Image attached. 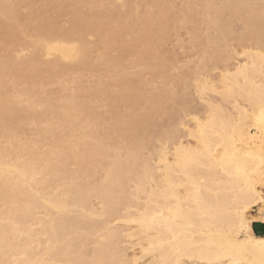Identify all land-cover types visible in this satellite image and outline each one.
<instances>
[{
	"label": "snow or ice",
	"instance_id": "1",
	"mask_svg": "<svg viewBox=\"0 0 264 264\" xmlns=\"http://www.w3.org/2000/svg\"><path fill=\"white\" fill-rule=\"evenodd\" d=\"M41 6L22 3L20 0H0V73H2L3 105L0 109V119L3 121L4 143L2 156L6 163H9V171H19V166L12 168L10 162L13 160L23 161L26 168L31 169L33 185V199L23 204L17 201L16 191L10 189L5 183L3 197L5 206L8 201L13 200L15 216L0 223V264H149L142 259V256L152 257L151 264H199L207 260V264H213L209 258L210 253L202 245L196 244L192 234L186 231H177L169 227L164 232L163 226L170 224L173 220H191L193 208L191 202L180 201L178 197L175 207L168 209V217L160 212V228H156V219L153 218L149 225L153 231L160 232L155 239L145 240V236H151V232L128 233L130 239H121L117 234L116 257L113 259L99 258L86 260L83 258L64 259H33L26 239L30 238L27 221L32 217L39 219L41 228L51 225L53 233L58 232V227L66 231L77 230L88 222V218L95 212L102 217L103 221L109 222L108 232L115 233L117 230L111 225V220H116L119 225L121 210L125 207L122 200L118 201L112 194L111 183L117 178L113 175L112 169H108L102 183H98L92 176L87 162L73 160L71 155L65 152L60 154L56 161L59 165L57 179L61 183L58 188V196L55 201H49L40 192L41 184L48 177L51 162L45 164L44 154L39 152V142L30 141L27 131L28 122L34 129L39 126L35 116L32 114L35 108L36 90L42 89L45 85L51 84L54 80L64 82L72 78V74L79 71L78 68H69L61 63H53L46 59L44 52L50 49L52 41L62 37L76 41V53L82 65H90L93 72L100 75L101 82H104L105 75L111 77L113 74H120L124 65L120 62V53L117 50L118 40L123 36V27L126 20L127 9H140L139 5H123L125 11H120L121 5L107 3H77L71 5L68 12H53L52 9H64L66 5H47L49 11L41 13L37 8ZM155 8L156 6H151ZM164 9H176L174 13L162 16L160 20L151 21L153 31L159 28L147 58L144 71L149 74V80L141 85V92L147 104L141 103L135 115L120 107L117 99L114 105L112 129L121 137V156L126 151L129 159L140 161L136 169L127 172L119 177V182H136L137 176L141 178L148 173L145 167L143 172L139 171L143 159L148 151L147 138L138 135L129 137L125 131L131 130L140 122H153L157 116H162L166 123L158 125L162 131H158V143L161 147L170 146L176 143L180 137H189L197 142L195 149L188 150L183 156V175L193 189L199 192V186L203 185L200 178L202 167H211L215 164H222L216 159L219 152L213 153L208 146V132L217 127H231L233 132V146L229 151L224 147L225 157L228 164L234 166L237 172H243L249 176L248 169L252 168L257 158L259 167L256 175L246 182L247 192L242 203H238L235 211L234 224L241 232L251 235V230L256 227L255 220L264 221V83L256 90H243L238 92L233 86L229 73L220 70V60L223 52L209 44L194 53L192 58L184 47L185 44L195 46L201 41L204 28L209 33L215 30L218 34L227 30L230 24L225 20L227 14L220 11L229 9L231 5L207 4V5H162ZM251 7V6H248ZM260 24L262 38H264V0L260 4ZM200 9L201 16L195 13L189 16L183 10ZM141 13L137 12V17ZM141 22L137 21V27ZM251 23L245 24L250 27ZM188 33L183 40L184 32ZM176 34L177 45L185 52L183 57L174 54L173 50L167 47L170 37ZM226 42V41H225ZM230 52V50H229ZM264 74V67H262ZM20 85L25 88L31 87L32 92L25 94L19 90ZM119 94L120 89H113ZM47 95V93H45ZM54 106L55 101H51ZM235 103L237 111H240V104L253 108L259 107L261 120L258 124L259 132V156L249 152L242 155L236 149L235 131L239 125L233 126L234 113L225 111L227 105ZM202 108V110H201ZM241 113V123L243 115ZM88 124L95 127L96 121L89 115ZM23 133V134H22ZM153 139H156L155 135ZM255 140L256 137H253ZM241 143L243 137H241ZM35 143L36 147L31 149V155L21 157L17 153L18 145ZM207 147V151L200 150V144ZM217 148L222 145L217 144ZM178 157L181 150L178 149ZM261 185L257 192L255 183ZM137 188L135 191H138ZM165 198H168L165 193ZM47 207H43L41 202ZM95 201V203H93ZM198 209L202 210V201L196 199ZM259 208L255 213L254 209ZM125 223L139 224L141 229L147 224V220H125ZM18 238V239H17ZM264 247V241L260 242ZM73 249L78 245L73 244ZM59 250V249H58ZM130 250H139L138 255L133 256ZM84 255V253H81Z\"/></svg>",
	"mask_w": 264,
	"mask_h": 264
},
{
	"label": "bare ground",
	"instance_id": "2",
	"mask_svg": "<svg viewBox=\"0 0 264 264\" xmlns=\"http://www.w3.org/2000/svg\"><path fill=\"white\" fill-rule=\"evenodd\" d=\"M51 1L53 0H49V2L47 3L50 4ZM56 1H53V4H56L54 3ZM121 1L124 2L125 5L128 4L129 6H133V3H131L130 0H117V2L113 5H118L117 3H121ZM153 1L152 2L155 3L154 5L161 1H165L164 3H166V0ZM20 2L33 4L32 2L34 1L20 0ZM58 2L59 1H57V3ZM103 2H105V0L72 1L73 4ZM108 2H113V0ZM203 2V5L220 4L233 6L226 10H220L222 14L224 12H226L227 14H231V17H227V21L230 24V28L227 30V35H225L224 32L218 34L215 30H213L209 33V35L206 34L207 40L205 39V42H207L205 45L207 46L211 44L218 50H222V52H225V48L230 45L228 42H230L232 39H236L241 42V51L235 49L237 51H235L237 54L235 56H240L242 58L239 59L237 57L239 60L234 62L233 65L225 64L221 71L229 73L231 75L233 86L237 89L238 92L245 89H258L260 85L264 83V74H262V67H264V38H262V28L260 24V1L203 0ZM161 3L163 4V2ZM158 6L160 7L161 5ZM129 8L131 9V11L128 10L129 14L127 16L130 17L132 16V8ZM161 9L163 10V8ZM158 10V14H154L153 12L152 14L150 13L151 15L154 14L155 16L153 15L152 17L149 16L148 18H142L141 21H148V23L145 24L141 22V26L138 28V30L135 24V26H133V23H125L122 29L123 35L125 36L126 34V37L127 34L130 35L129 39L132 36V44L133 42L135 44V46L133 44L131 48L129 44L128 47L130 49L127 48L129 49L127 51L133 52V50L137 46L136 44L140 42V40H143L145 43L147 42L146 44L149 43L148 46L151 45L150 43H152L154 38L152 39V34L150 35V31L148 32V34L144 30L146 29V26H148V24H151V21L160 20L161 17L165 15L161 14L162 12L164 13V10L161 11V13H159ZM193 10H190V12H192L191 15L194 14L195 10L197 9H195L194 11ZM120 11H122L121 8ZM246 13H251L249 15L250 17H247L248 14L245 15ZM195 14H197V11ZM228 18H231L232 20H245V24L250 22L251 26L246 27L245 30L247 31H245L244 33L242 32V34H236L232 26V20H229ZM129 19H132V22L134 20V18ZM155 31L159 32V30ZM152 32L154 33V31ZM122 37L121 39H119V41L121 40V43H125V40L122 41ZM127 40L128 39H126V41ZM135 41L138 42L135 43ZM128 42L130 43L129 40ZM139 44H141V42ZM121 45L122 47H124L123 44ZM126 45L127 44L125 43V46ZM136 50L138 49L136 48L135 51ZM123 51L126 52V50ZM230 52L226 51L227 56L223 55V57H225V59L227 60L235 58V56H233L235 52L233 50L231 53ZM231 54L233 55L231 56ZM44 56L46 59L51 60L53 63H61L69 68H78L79 71L72 74L71 78V80L73 78L74 80L77 79V81L75 80L76 83L78 81H82L80 79V75L83 74V69H88V71L89 69H91L90 65H82L79 62L76 53V41L71 39L70 35L68 36V38L62 37L59 40L54 39L52 41L51 48L45 50ZM122 56L124 59V55H121L120 58L122 59ZM137 57L139 58V56ZM140 57L142 58H139V60H142V63L146 64V62L144 61L147 60L143 59V57L145 58V56ZM121 59V64H124V61L122 60V62ZM225 59L223 58L222 60ZM222 60H220V62ZM90 72L93 71L90 70ZM122 76L123 75L120 74L116 76V80L112 79L113 81H116V87L118 86L120 92L119 94H117L116 92L111 93V97L109 96L112 102H110L111 104L108 103V105L110 104V106L107 109V112L110 115L111 120L113 118L114 105L116 104L117 99H119L120 101V107L123 109H127V112L131 113L133 116L136 113L134 111L139 108V106L135 107V105H137L136 103H138V100L141 101V103L143 101L138 98V92L140 91L136 90L138 92H134V89L131 88L132 86L129 85L130 81L126 80L128 77L125 79L124 76ZM125 76H128L127 72ZM2 80L3 76L2 73H0V90H2L3 86ZM71 80L69 79V82H71ZM65 82L66 81H64V83ZM59 83H61V81H59ZM101 84L99 83V86L101 87H97V89L95 90L91 89L92 91L85 90L84 88L74 89L73 87V89L69 88V91L68 89H65V91L63 90V95L65 92V95L63 96L64 101L62 102L63 104L59 101L62 104L61 105L59 103V106L57 105L58 103H56L54 106L52 105V94H50L51 98L49 97L50 95H43V93V96H40L42 92L40 91L39 97L37 98L36 96L37 99L35 101V108L32 114L35 116L39 126L35 128L36 131L34 130V132L37 134H35L37 136L36 138H38V140L35 138L36 140L34 139V141L39 142V152L44 154L45 164L51 162V168L47 174L50 179H46L41 184L39 190L45 197L49 199V201L56 200L58 196L57 189L61 188V183L57 179L59 165L56 164V161L60 158V154L62 152L70 154L71 158L74 161H86L90 166L89 170L91 171L92 176L98 183H102L105 176L108 175V169H112L113 175L117 178L111 183L112 194L116 200H122L125 204V207L122 208L119 217L121 223L117 225L116 220H111V225L114 226L117 231L115 233L108 232L107 229L109 228V222L103 221L102 217L97 216L96 213L93 212L92 216L88 218V222L85 223L82 228H79L77 230L68 229L66 231L63 228L58 227V232L53 233L51 225H48L45 228H41L39 226V219H37L36 217H32L27 221V224L30 225L28 231L31 235L30 238L26 239L25 241V245L28 247L32 258H83L89 261L99 258L113 259L116 257L117 234L121 239L125 240L130 239L128 233L135 234L136 232H151L152 235L145 236V240L155 239V237L160 235V232L153 231V229L150 228L149 225L152 224L153 218H155V227H161L159 213L163 212L165 218L168 217V209L175 207L176 205V200L170 199L174 195L178 197L180 201L191 202L193 208V212L191 213L192 218L190 221L183 219L179 221L173 220V222H171L170 224H165L163 226L164 232H167L169 227H172L177 231L190 232L192 234L194 242L196 244L202 245L206 251H209V258L212 259L213 264H264V247H261L260 245V242L264 241V234H257L254 231L253 227L251 230V235L249 236L246 233H241L234 224L237 204L242 203L244 200V195L247 192L246 182L248 179L256 175L259 167V159L257 158L253 167L248 169L249 176H246L243 172H237L234 166H230L228 164L227 158L225 157L224 147H227L229 151L232 150L233 132L231 130V127H217L215 130L210 129L208 132V146L211 147V151L213 153L219 152V156L216 157V159L221 160L222 164L214 163L211 167L201 168L200 178L203 181V185L199 186V192L191 187V184L187 182V178L183 175V156L187 154L188 150L195 149L197 147V142L195 140H190L189 137L186 140H184V137H180V139L176 143L171 144L170 146L166 145L165 147H161V145L158 143L159 136L156 137L157 142L153 143L152 145L147 140L148 145L150 144L152 148L148 146L150 148V150H148L149 154L147 153L145 158L143 159V164H141L139 171L143 172L144 168L147 167L148 173L142 178L140 176H137L136 182L134 183H125L122 185L119 182V177L121 175H126L127 172L132 169H136L137 165L140 164V161L134 158L129 159L126 151L124 152L123 157L121 156V137L117 135V133L112 129L110 119L108 120L110 125L109 127L107 125L108 129L105 125H103V128L106 127L105 129L108 130V137L112 139L113 143L111 142L110 146H106L107 143L105 142L104 136L101 137L103 135H100L102 127H100V120L98 121V119L101 118L99 115L101 113H96V111L94 112L95 108H93V105L95 106L94 101L97 100L96 102H99L102 99L101 93L104 91L106 93V84ZM115 84L113 86H115ZM23 87L19 88V90L24 92L25 94L33 91L31 87ZM66 87L68 88L70 86L68 85ZM81 87L82 86H79V88ZM105 93H102V95H104ZM142 94L140 93V95ZM142 97L141 99H143ZM2 105L3 96L0 95V109H2ZM39 105H43L44 107H41L44 108V110L42 108H38ZM239 107L240 111H237L235 103L227 105L225 107L226 112H228L229 114H235L233 119V126L239 125V127L236 128L234 134L235 140L237 141L235 147L236 149L240 150L242 155H247L249 152H252L255 153L258 157L260 150L258 124L262 118L261 111L259 107L253 108L251 105L247 106L246 112H244L245 104H240ZM242 112H244L243 123H241ZM89 115H91L96 121L95 127L89 126ZM101 115L103 116L104 113ZM105 115L103 117L107 119ZM28 124H31V121H29ZM147 127H149V122H140L131 130L125 131L124 134L128 135L130 138L137 135L141 138H144L146 137L145 130L148 129ZM160 128L159 130L162 131V127ZM55 130H57L58 133H55ZM52 133L55 134V136L54 134L52 135V137L54 136L53 138L56 137L55 139L51 137L49 138L50 135L48 136V134ZM241 137H243L242 143L240 142ZM253 137H256V139L254 140ZM29 140L32 141L33 139ZM3 143L4 128L3 121L2 119H0V223L8 219L9 216L16 215V211L12 207L13 200H9L8 206H5V200L3 197L5 183L8 184L10 189L16 191L17 201L19 203L23 204L33 199V178L31 169L26 168L21 159L19 161L13 160L10 162L12 168H16L18 165L19 171H9V163H6L2 156ZM217 144L222 145V147L217 148ZM44 146H47V148L45 147V149ZM208 146L201 143L200 150L206 152ZM34 147H36L35 143H31L27 145V147H25V145H18L17 153H13V155L19 154L21 157H23L24 155H31V149ZM178 149L181 150L179 157L177 151ZM254 187L258 192L261 185L257 182L255 183ZM137 188L139 190L135 191ZM165 193H167L168 198H165ZM197 197H199L202 201V210L197 208ZM93 203H95V201H93ZM41 205L43 207H47V205H45L43 201L41 202ZM258 210L259 208L254 209V211ZM145 218L147 220V224L143 229H141L139 224L134 225L124 222L125 220L131 221ZM259 222L264 223V221L260 220ZM73 244L78 245V247L73 249ZM82 252L84 253V255L81 254ZM130 253L133 256L140 254L139 250H130ZM142 259L148 261L149 264H151L152 257L142 256ZM199 264H207V260L201 261L199 262Z\"/></svg>",
	"mask_w": 264,
	"mask_h": 264
},
{
	"label": "rangeland",
	"instance_id": "3",
	"mask_svg": "<svg viewBox=\"0 0 264 264\" xmlns=\"http://www.w3.org/2000/svg\"><path fill=\"white\" fill-rule=\"evenodd\" d=\"M34 2H32L33 4L32 5H38V6H41V7H39V8H37V10L39 11V12H41V13H47L48 11H49V9L47 8V7H44V6H47L49 3H47V2H49V0H33ZM44 1H45V3H44ZM53 1H56V0H53ZM53 1H51V3L49 4V5H53ZM57 1H59L58 3H57ZM56 2H54V3H56L55 5H66V6H69V7H65L64 9H52L51 11H53V12H59V11H63V12H68L69 11V8H70V6L71 5H74L73 3H72V1L73 0H69V1H67V0H57ZM108 1H112V0H105V2H108ZM153 0H130V2L131 3H133V5H139V6H141V8L140 9H133L132 8V16H127L126 17V19L127 20H130L129 18H134V20H133V22H132V19L130 20L131 22V24L133 23V26H135L136 25V27H137V21H138V19L139 20H141L142 18L144 19L145 17H152L154 14H156L157 13V10H158V8H159V13H161V11H163L164 10V13L162 12L161 14H165V15H167L168 13H174L175 11H176V9H174V8H172V9H164L163 8V10L158 6V5H188V4H192V5H196V4H200V5H203V0H166V3H164L165 1H161V2H163V4L161 3V2H158L156 5H154L155 3H153L152 2ZM260 1V2H259ZM256 0V2H259L260 4H261V0ZM105 2H103V3H105ZM117 2V0H113V2H108L109 4L110 3H112V4H115ZM194 2V3H193ZM107 3V4H108ZM153 3V4H152ZM118 5H121V10L122 11H125V9L123 8V5H125V3L124 2H122L121 1V3L119 2V3H117ZM126 5H128V4H126ZM131 5V4H130ZM151 6H156L155 8H152ZM156 8H157V10H156ZM161 9V10H160ZM128 10H130L131 11V9L130 8H128L127 9V15L129 14V11ZM156 10V11H155ZM195 10V9H194ZM193 10V11H194ZM155 11V12H154ZM186 14H188L189 16L191 15V13L192 12H190V10H183ZM186 11H189V12H186ZM192 11V10H191ZM196 11H197V14L196 15H198V16H201V18H202V13H200L201 12V10L200 9H197V10H195V13H196ZM230 11V10H229ZM228 11V12H229ZM137 12H140L141 13V16L140 17H137ZM152 12L154 13L153 15H151L152 14ZM199 12V13H198ZM131 13H130V15H131ZM133 13H134V15H133ZM151 13V14H150ZM190 13V14H189ZM158 14V13H157ZM248 14V15H247ZM251 13H246L245 15H247V17H250L249 15H250ZM147 15V16H146ZM164 15V16H165ZM231 14H227V15H225V20L227 21V17L228 16H230ZM134 16V17H133ZM155 16V15H154ZM231 17V16H230ZM245 17V16H244ZM229 20L231 19V18H228ZM232 20V19H231ZM233 20H235V21H233ZM232 20V23H233V28H234V30H235V32H236V34H242V32L244 33L245 31H247V30H245L246 29V27H245V20L243 21V20H240V19H233ZM136 22V23H135ZM129 23V24H130ZM151 23V22H150ZM135 24V25H134ZM140 26H141V24H140ZM138 28L139 27H137V30H138ZM145 29V28H144ZM146 29H147V31H146ZM146 29L144 30L146 33H148L149 31L151 32L150 33V35H151V37H152V39H153V41H152V43H150L151 45H149L148 46V44H146L143 40H140V42H141V44H139L140 42H138V41H135V43H137L136 45V48L138 49V50H136L135 51V49L133 50V52L131 51H127V50H129L130 48H131V46H133V44H134V42H133V44H132V41H133V39H131L132 38V36H131V40L129 39V37H130V35H128L127 34V37H126V34H125V36L123 35V37L125 38H123L122 37V41H124L125 40V43L127 44L126 46H125V43L123 42V43H121L119 40H118V44H117V50L119 51V53H120V57H121V55H124V59H123V56H122V59H121V61L124 63L123 65H125L124 67V73H123V71H122V73H120V74H122L123 76H124V78L126 79L127 77L129 78H127L126 80H129L130 81V84L129 85H131L132 87V89H134V92H138V91H140V92H138V94L140 95V93L142 94V92H141V85L144 83V81H147V80H149V74L146 72V71H144V67H145V64L144 63H142V60H139V58H142V57H140V56H145V58L143 57V59H146L147 60V58L150 56V53H151V49H152V44H153V42H154V40H155V35H156V33L158 32V31H154V33L152 32L153 31V25H152V23L149 25L148 24V26H146ZM156 30H160V29H156ZM204 33H206L207 35H209V30L207 29V27H205L204 28ZM149 34V33H148ZM206 34H202V37H201V41H199V42H197L196 44H195V46L193 47V46H190V45H187V44H185L184 45V47H185V49H186V51H187V53H188V55H189V58L191 59L192 58V56H193V54L194 53H197L198 52V50L199 49H202L204 46H206L205 44H206V42H205V39H206ZM188 36V33L185 31L184 32V34H183V37H179V39H181V40H183V38L184 37H187ZM135 38V37H134ZM177 36H176V34L175 33H173V35L170 37V42L168 43V45H167V47L169 48V49H171V50H173V52H174V54H178L179 56H181V57H183L184 55H185V52H183V51H181L180 50V46L179 45H177ZM121 39V38H120ZM126 39H128L129 41H130V43L128 42V40L126 41ZM137 40V39H136ZM207 40V39H206ZM128 42V43H127ZM143 43V44H142ZM146 45H145V44ZM229 44H226V45H229V46H227V48H225V52H223L224 54L223 55H225V56H227L226 55V51L227 52H229V50H231V52H232V50L235 52L236 50L235 49H237L238 51L240 50L241 51V48H242V43L241 42H239L238 40H236V39H232L230 42H228ZM241 43V44H240ZM121 44H123V46L124 47H122V45ZM130 44V48L128 47V45ZM134 46H135V44H134ZM123 49H122V48ZM127 48H129V49H127ZM123 50H126V52H124ZM146 50H147V53H146ZM150 50V51H149ZM124 53H123V52ZM135 51V52H134ZM140 52V54H139V52ZM149 51V52H148ZM222 51V50H221ZM230 52V53H231ZM237 52V51H236ZM236 52L234 53V55L233 54H231V56L233 55V56H235V55H237L236 54ZM127 53V54H126ZM136 53V54H135ZM137 53H138V55H137ZM126 56V57H125ZM137 56H139V58L137 57ZM238 56H235V58H233V59H229V60H227V59H225V57H224V59L225 60H222L221 62H220V70L224 67V65L225 64H231V65H233V63L234 62H236L237 60H239V59H241L242 57H238ZM231 58V57H230ZM235 59V60H234ZM133 60V61H132ZM227 60V61H226ZM132 61V62H131ZM135 61V62H134ZM144 61V60H143ZM133 62H134V64H133ZM144 62H146V61H144ZM90 70L91 69H89V71H88V69H83V74H81L80 76H81V82H77L76 83V81H77V79H75L74 80V78L71 80V82L72 81H75V82H69V80H66V82L64 83V82H61V83H64V84H61V83H59V81L60 80H58V81H56V80H54V82H52L51 84H48V85H45V87L44 88H42V89H37L36 90V96H37V98L39 97V94H40V91H42L41 92V94H40V96L42 95V93H43V95L45 94V93H47L48 95L47 96H49L50 94H52V97L53 98H51V95L49 96L52 100H54L55 101V104L56 103H58L57 105L59 106V103L61 102H63L64 100H63V96L65 95V92H64V95H63V90L65 91V89H68V91L70 90L69 88H74V89H76V88H78V89H85V90H95V89H97V87H101V86H99V83L101 84L102 82H101V79H100V75H98V73L97 72H90ZM126 70V71H125ZM82 71V70H81ZM92 71V70H91ZM126 72H127V75L128 76H125L126 75ZM120 74H118V75H120ZM118 75H116V74H113L111 77H109L108 75H105V77H104V82L102 83L103 85H105L106 84V93H105V91L104 92H102V93H105L104 95H102V93H101V100L99 101V99H98V101L99 102H96V101H94V103H95V106L93 105V108H95V110H94V112L96 111V113L97 112H99V113H101V114H103L104 113V115H105V113H106V115H105V117H107V114H108V108H109V106H110V102H112L111 101V96H110V94L111 93H114V91H113V89H115V88H118V86L116 87V81H113V80H116V76H118ZM122 76V77H123ZM99 78V80H98V78ZM113 79V80H112ZM128 81V82H129ZM55 82H57V83H55ZM67 83V84H66ZM66 84V85H65ZM78 84H80V85H78ZM101 84V85H102ZM115 84V86H113ZM63 85H64V89H63ZM70 86V87H66V86ZM23 86H25V85H20L19 86V88H22ZM77 86V87H76ZM79 86H82L81 88H79ZM23 88H25V87H23ZM30 88V87H29ZM72 88V89H73ZM108 88V89H107ZM136 88V89H135ZM62 89V90H61ZM32 90V89H31ZM91 90V91H92ZM110 92H109V91ZM136 90H138V91H136ZM62 91V92H61ZM113 91V92H112ZM32 92V91H31ZM66 92H67V90H66ZM108 94V95H107ZM138 94H136V95H138ZM42 95V96H43ZM138 95V98H140V100H143L142 101V103H144V104H146V102H147V100L146 99H144V96H143V94L142 95H140L139 96ZM110 96V97H109ZM143 96V97H142ZM99 97V98H100ZM141 97L143 98V99H141ZM36 98V99H37ZM51 100V101H52ZM58 100V101H57ZM36 101V100H35ZM60 101V102H59ZM140 102V103H139ZM60 103V104H61ZM93 103V104H94ZM108 103H110L109 105H108ZM148 103V102H147ZM54 104V105H55ZM63 104V103H62ZM61 104V105H62ZM137 105H135V107H137V106H140L141 105V101H139L138 100V103H136ZM42 107H44L43 105H41ZM40 105L38 106V108H42ZM43 110H44V108H42ZM39 110V109H38ZM125 111H127V109H124ZM201 110H202V108H201ZM42 111V110H41ZM105 111V112H104ZM137 111V110H136ZM136 111H134V112H136ZM98 113V114H99ZM101 114H99L100 115V117L102 118L103 116L101 115ZM99 118V117H98ZM98 119V121H99V123L101 124V126L100 127H102V131H101V133H100V135L101 134H103L101 137H103L104 136V138H105V142L107 143L106 144V146L108 145V146H110V144H111V142H112V139L111 138H109L108 137V134H107V132H108V130H106L105 128L107 127V125H108V127L110 126L109 125V122H108V120L110 119V115L108 114V117H107V119H105L104 117L102 118V119ZM102 120V121H101ZM110 121L112 122V120L110 119ZM104 122V123H103ZM111 122H110V124H111ZM161 123H166V121H163L162 120V116H157L156 118H155V120L153 121V122H149V127H147L148 129H146L145 130V134H146V137H147V140L151 143V145L153 144V143H156L157 142V139H153V137H154V135H155V137H157L158 135V125H160ZM103 125H105L106 127H104L103 128ZM108 127H107V129H108ZM99 129H101V128H99ZM161 129V128H160ZM34 130L36 131V129H34L33 127H31V124H28L27 126H26V128H25V131H27V133H28V137H29V139H33L32 141H34V139L37 137L36 135V133L34 132ZM163 130V129H162ZM56 132L55 133H58V131L57 130H55ZM104 131V132H103ZM160 131V130H159ZM23 134V133H22ZM36 134V135H35ZM54 133H52V134H48V136H49V138L51 137V138H53L54 136H55V134H54V136L52 137V135H53ZM56 138V137H55ZM55 138H53V139H55ZM37 140H38V138H36ZM35 139V140H36ZM186 139H188V137H184V140H186ZM113 143V142H112ZM149 146H150V144H149ZM47 148V146H44V148ZM151 147V146H150ZM45 148V149H46ZM149 148V147H148ZM152 148V147H151ZM148 150H150V148L148 149ZM147 153L149 154V151H147ZM146 153V154H147ZM102 172V171H101ZM103 173V172H102ZM101 174V173H100ZM255 213H258L259 212V210L258 211H254ZM259 222V220H255L254 221V223L255 222ZM35 227V226H34Z\"/></svg>",
	"mask_w": 264,
	"mask_h": 264
},
{
	"label": "water",
	"instance_id": "4",
	"mask_svg": "<svg viewBox=\"0 0 264 264\" xmlns=\"http://www.w3.org/2000/svg\"><path fill=\"white\" fill-rule=\"evenodd\" d=\"M256 227H254V231L257 234H264V223L262 222H255Z\"/></svg>",
	"mask_w": 264,
	"mask_h": 264
}]
</instances>
